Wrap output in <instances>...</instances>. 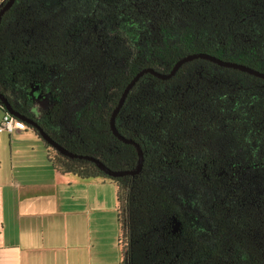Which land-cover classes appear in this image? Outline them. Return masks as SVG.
<instances>
[{
	"label": "trees",
	"instance_id": "trees-1",
	"mask_svg": "<svg viewBox=\"0 0 264 264\" xmlns=\"http://www.w3.org/2000/svg\"><path fill=\"white\" fill-rule=\"evenodd\" d=\"M194 52L264 71V0H15L0 22V93L32 117L26 95L44 86L52 103L32 118L56 142L129 170L136 149L109 127L124 86ZM115 125L143 151L138 174L107 176L30 129L55 171L115 185L119 264H264L263 78L203 58L166 80L145 73Z\"/></svg>",
	"mask_w": 264,
	"mask_h": 264
},
{
	"label": "crops",
	"instance_id": "crops-1",
	"mask_svg": "<svg viewBox=\"0 0 264 264\" xmlns=\"http://www.w3.org/2000/svg\"><path fill=\"white\" fill-rule=\"evenodd\" d=\"M113 185L55 171L28 127L0 131V264H119Z\"/></svg>",
	"mask_w": 264,
	"mask_h": 264
},
{
	"label": "water",
	"instance_id": "water-1",
	"mask_svg": "<svg viewBox=\"0 0 264 264\" xmlns=\"http://www.w3.org/2000/svg\"><path fill=\"white\" fill-rule=\"evenodd\" d=\"M14 1L15 0H4V2L0 5V22H1V19H2V16L4 15V13L13 5ZM197 58L207 59L213 63H216L219 66L238 69V70L247 72L249 74H252L254 76H257V77L264 79V71H262V70L255 69V68L250 67V66L243 64L241 62L224 60V59H222L216 55L205 53V52H194V53H190V54L182 56L181 58H179L174 63V65L171 67V69L167 72H161V71H159L156 68L151 67V66L141 68L139 71H137L133 75V77L124 86V88H123V90H122V92H121V94L117 100V103L111 112L110 118H109V127H110L112 134L117 139H119L120 141H122L124 143H128V144H132L136 149L137 156H138L137 163H136L134 168L129 169V170H113V169H110L109 167H107L106 165H104L99 159H97L94 156L77 154V153H73L70 150L66 149L65 147L60 145L58 142H56L38 124V122L34 118H32V117H30L24 113H21L19 110H16L12 106V104L9 102V100L5 97V95L1 94V93H0V104L4 108V110H6L9 114L12 115V117L15 120L27 125L29 128H34L38 132V134L42 140L47 142L50 146L55 148L61 154L65 155V156H69V157L88 159V160L94 162L95 165L98 167V169H100L102 172H104L107 176H110V177H117V176H124V175H135V174H138L142 169L143 160H144L143 151L137 142H135L133 139L126 138L125 136H123L118 131V129L116 128V125H115L116 116H117L120 108L124 104V101H125L128 93H129V91L136 84V82L139 80V78L141 76H143L145 73H151L154 76H156L162 80H166V79L171 78L177 72V70L179 69V67L182 64H184L185 62L191 61L193 59H197Z\"/></svg>",
	"mask_w": 264,
	"mask_h": 264
},
{
	"label": "rangeland",
	"instance_id": "rangeland-1",
	"mask_svg": "<svg viewBox=\"0 0 264 264\" xmlns=\"http://www.w3.org/2000/svg\"><path fill=\"white\" fill-rule=\"evenodd\" d=\"M2 1L3 0H1L0 5L3 3ZM40 70L42 69L40 68ZM32 75L28 76L29 79L31 78ZM26 97L27 99H26L25 104L27 105V112L29 115H31L34 118H38V111L44 112L48 104L52 103L51 95L48 93L46 88L44 86L39 87L37 84L31 85ZM3 114H4V111L2 108H0V121L3 117ZM113 187L115 189V185H113ZM195 200H196V196L191 190L186 189V188H181V187L179 188L178 201L180 203H182L185 206H194ZM118 251L120 252V250Z\"/></svg>",
	"mask_w": 264,
	"mask_h": 264
},
{
	"label": "built area",
	"instance_id": "built-area-1",
	"mask_svg": "<svg viewBox=\"0 0 264 264\" xmlns=\"http://www.w3.org/2000/svg\"><path fill=\"white\" fill-rule=\"evenodd\" d=\"M3 111H4V114L0 121V131L5 130V129L6 131H11L13 129L14 124H16V120L6 110H3Z\"/></svg>",
	"mask_w": 264,
	"mask_h": 264
}]
</instances>
